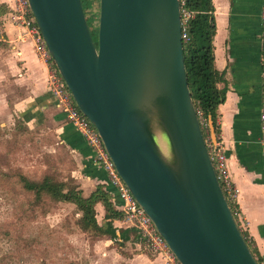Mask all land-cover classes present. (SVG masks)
Returning <instances> with one entry per match:
<instances>
[{"label":"water","instance_id":"obj_1","mask_svg":"<svg viewBox=\"0 0 264 264\" xmlns=\"http://www.w3.org/2000/svg\"><path fill=\"white\" fill-rule=\"evenodd\" d=\"M28 1L76 105L181 264H260L205 142L181 0H99L97 43L82 0Z\"/></svg>","mask_w":264,"mask_h":264},{"label":"crops","instance_id":"obj_2","mask_svg":"<svg viewBox=\"0 0 264 264\" xmlns=\"http://www.w3.org/2000/svg\"><path fill=\"white\" fill-rule=\"evenodd\" d=\"M213 4L215 66L224 72L225 77L218 86L227 88L226 100L218 107L220 136L228 157L229 174L239 188L237 206L240 216L245 218L246 233L264 261V167L259 122L264 101V28L261 18L264 0H213ZM0 5L7 8L0 15L3 36L0 38V125L10 123L16 116L28 122L52 118L58 136L71 149L76 160L75 175L82 194L87 197L97 185L104 184L115 207L120 210L122 202L116 188L109 184L106 170L94 163L85 139L67 121L48 91L47 68L35 53L33 44L18 38V29L8 18L15 0H0ZM96 209L99 219H103V203L98 202ZM114 224L124 226L118 219ZM111 255L115 256L110 264L164 263L133 233L124 242L122 250H114Z\"/></svg>","mask_w":264,"mask_h":264},{"label":"rangeland","instance_id":"obj_3","mask_svg":"<svg viewBox=\"0 0 264 264\" xmlns=\"http://www.w3.org/2000/svg\"><path fill=\"white\" fill-rule=\"evenodd\" d=\"M90 1L86 16L96 30L99 0ZM41 119L18 127L14 118L0 127V264H110L111 254L120 252L123 244L83 230L75 204L50 197L36 202L19 181L22 174L35 180L51 174L79 183L76 160L58 136L56 123L50 117ZM215 137H221L220 132L215 130Z\"/></svg>","mask_w":264,"mask_h":264},{"label":"built area","instance_id":"obj_4","mask_svg":"<svg viewBox=\"0 0 264 264\" xmlns=\"http://www.w3.org/2000/svg\"><path fill=\"white\" fill-rule=\"evenodd\" d=\"M183 4L184 0H181L182 39L183 41H187L189 39V20L193 17L194 12L185 8ZM8 18L18 29V38L21 40H28L33 44L35 53L47 68L48 91L53 95L56 106L65 114L67 121L85 139L88 147L93 153L92 159L94 163L106 170L109 184L116 188L118 197L122 202L120 206L122 215L118 219L120 224L136 228L146 248L150 252L159 255L164 262L163 264H181L164 237L159 233L151 217L141 207L118 173L113 160L105 149L102 138L96 127L76 105L70 90L53 61L47 44L35 21L29 1L15 0V6L8 12ZM261 18L262 25H264V9L261 13ZM1 37L3 36L2 23L0 20V38ZM197 113L217 178L228 202L230 201L232 204H237L239 188L229 174L228 157L223 140L221 137H212L208 120L204 117L201 110L197 109ZM259 122L261 161L264 167V101L260 110ZM235 214V219L240 230L246 232L247 223L245 218H241L238 211H236Z\"/></svg>","mask_w":264,"mask_h":264},{"label":"trees","instance_id":"obj_5","mask_svg":"<svg viewBox=\"0 0 264 264\" xmlns=\"http://www.w3.org/2000/svg\"><path fill=\"white\" fill-rule=\"evenodd\" d=\"M90 0H82L83 9L86 12L91 5ZM183 6L194 12L189 20V39L184 41V54L186 71L189 80V87L195 106L201 110L204 117L213 120L216 133L220 132L218 122V107L226 100V86L220 88L218 84L225 81L224 72L219 71L215 66L214 37L216 34V20L214 16L213 0H184ZM7 11V8L0 5V15ZM89 26L91 23L87 19ZM91 27V26H90ZM264 28V25H263ZM91 33L97 43V28L91 29ZM264 50V49H263ZM17 126L28 123L22 117H15ZM1 127V125H0ZM29 129L28 126H24ZM16 129V128H15ZM18 131V130H17ZM23 189L34 194L36 202L45 197L54 201L70 202L77 206L82 213L80 218L81 228L96 235H108L112 240L120 242L121 245L130 239V233L142 240L136 228L132 226H115L114 220L122 215L110 198V194L104 188V184L97 185L96 189L87 197L82 194L80 184L75 178L68 180L57 179L51 174H45L41 179H30L26 175L19 176ZM102 202L105 207V215L99 223L97 219L96 204ZM229 205L235 214L239 212L237 204ZM236 218V214H235ZM250 249L261 264L263 257L249 238L248 234L242 231ZM253 244V245H251ZM253 246V247H252ZM255 251V252H254Z\"/></svg>","mask_w":264,"mask_h":264},{"label":"flooded vegetation","instance_id":"obj_6","mask_svg":"<svg viewBox=\"0 0 264 264\" xmlns=\"http://www.w3.org/2000/svg\"><path fill=\"white\" fill-rule=\"evenodd\" d=\"M89 8V7H88ZM85 14L87 15V11L85 12ZM87 17V16H86ZM92 29V27H90Z\"/></svg>","mask_w":264,"mask_h":264}]
</instances>
